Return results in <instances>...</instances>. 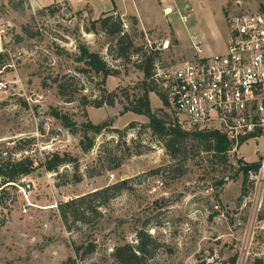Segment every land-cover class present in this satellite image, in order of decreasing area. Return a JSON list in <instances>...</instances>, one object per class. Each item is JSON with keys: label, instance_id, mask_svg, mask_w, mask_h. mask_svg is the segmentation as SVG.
<instances>
[{"label": "rangeland", "instance_id": "rangeland-1", "mask_svg": "<svg viewBox=\"0 0 264 264\" xmlns=\"http://www.w3.org/2000/svg\"><path fill=\"white\" fill-rule=\"evenodd\" d=\"M102 1L106 6L92 0L96 11L115 7L128 18L135 46L142 47L138 53L132 50L130 60L108 50L114 37L93 29L100 11L94 15L89 6L74 10L65 1L33 8L28 0L18 11L0 0V66L9 83L0 93V165L27 156L34 161V171L17 186L6 187L0 177V264H116L114 247L137 243L142 228L156 240L151 264H222L234 253H239L238 264H256L255 259H264V177H249L244 193L239 169V159L259 162L255 141L222 162L189 140L187 160L174 161L163 139L149 128V118L124 110L143 93L137 59L147 52V37L175 43L166 58L182 60L190 53L193 34L208 53H223L235 0H178L180 12L190 15L187 25L179 13L167 19L156 0ZM25 28L36 35L29 36ZM80 44L100 52L119 74L103 78L82 72ZM104 89L116 94L115 105H92L106 95ZM150 99L160 117H170L169 106L155 93ZM54 109L68 114L79 129L89 120L110 125L86 153L80 146L82 131L63 126L52 116ZM54 152L76 157L78 170L66 164L48 171L43 163ZM123 180L127 188L116 197L112 191L94 196ZM83 196L88 209L97 212L89 209L86 221L68 225L61 204ZM90 243L96 250L82 260Z\"/></svg>", "mask_w": 264, "mask_h": 264}, {"label": "built area", "instance_id": "built-area-1", "mask_svg": "<svg viewBox=\"0 0 264 264\" xmlns=\"http://www.w3.org/2000/svg\"><path fill=\"white\" fill-rule=\"evenodd\" d=\"M156 1L167 19L179 13L182 23L188 24L190 15L180 12L178 0ZM121 18L128 31V18ZM227 27L229 35L223 53H208L194 34L191 51L182 60L164 57L175 48L170 38L152 42L147 37L145 50L158 55L152 78L169 102L171 123L185 131H215L224 135L231 144L228 153L239 154L243 145L254 140L260 169L256 173L250 171L249 175L261 179L264 177V0L261 4L235 0ZM4 69L0 67V93L9 84L3 79Z\"/></svg>", "mask_w": 264, "mask_h": 264}, {"label": "trees", "instance_id": "trees-1", "mask_svg": "<svg viewBox=\"0 0 264 264\" xmlns=\"http://www.w3.org/2000/svg\"><path fill=\"white\" fill-rule=\"evenodd\" d=\"M9 3L18 11L25 9V3L27 0H8ZM52 5L45 7L51 8ZM93 29H101L105 34L115 38L114 47L112 44L108 50L112 53L115 51L119 58L130 60L135 48V52L142 50V47L135 46L132 35L124 29L121 15L117 14V10L114 7L113 10L104 12L99 18L92 21ZM25 32L34 37L36 34L30 29L25 28ZM79 55L77 60L82 62L85 67L81 69L82 72L89 74L95 73L103 78L108 76H117L119 71L112 67L111 64L104 58V56L98 51H92L85 44H80ZM142 52L141 57H138V66L144 74L142 81L143 93L131 101L130 105H125V111H133L137 114L145 115L149 118V128L152 132L158 135L164 141V146L168 154L172 159L178 160L182 157L183 160H187L189 149V140L194 141L204 151L214 154L222 162H228V151L231 149V144L226 137L215 131H185L177 125L171 123V116L160 117L151 106L150 93H155L160 100L169 105L166 96L160 91L157 83L152 78L154 74V64L157 59V53L146 54ZM4 55L0 54V63L3 62ZM1 65V64H0ZM1 67V66H0ZM60 90L63 93L64 87L60 85ZM104 94L100 98L92 101V105L96 107H102L104 104L111 106L115 105L116 94L114 92H107L104 89ZM127 98H129L127 96ZM52 116L61 121L63 126L68 128L71 132L77 133L82 131L83 137L80 140V146L84 152L92 150L96 144V136L101 134L110 124L108 122H102L99 124L93 123L91 120L85 122L81 129L74 123L68 114L60 113L58 110H52ZM240 171L243 172V192L246 193L247 184L249 182L250 171L258 172L260 169V162L247 163L243 159H239ZM48 171H58V169L66 164H74L78 170V159L73 157L69 153L61 154L54 152L46 157L43 163ZM120 163H117V167ZM179 172L181 168L175 167ZM34 171V161L29 157L22 158L18 161H8L0 165V177L3 178L4 185L17 186L21 178L29 176ZM156 170L155 172H158ZM183 173V172H181ZM77 176V175H75ZM81 178L76 177V182H79ZM222 183V181H221ZM128 181L123 180L108 187L95 191L93 194L97 198H101L106 192L112 191L111 197L114 198L119 195L125 188H127ZM104 202L101 201L100 204ZM86 206V207H85ZM93 212H97V208H90ZM86 198L78 197L61 204V216L64 222L69 225V222L86 221V215L89 212ZM264 218V215L262 216ZM156 246L155 238L150 235L145 229H140L137 232V243L133 244L125 242L118 244L114 247L113 258L116 264H151V259L154 254ZM96 250L94 243L88 244L83 248V253L80 255L81 259H85L87 255L93 253ZM79 252V250H78ZM239 253H234L223 261L222 264H238ZM256 264H264L263 258L255 259Z\"/></svg>", "mask_w": 264, "mask_h": 264}, {"label": "crops", "instance_id": "crops-1", "mask_svg": "<svg viewBox=\"0 0 264 264\" xmlns=\"http://www.w3.org/2000/svg\"><path fill=\"white\" fill-rule=\"evenodd\" d=\"M67 2L74 10H82L84 9L85 7H90V10L92 11V13H94V15H97V13H104V12H108V11H111L108 10L107 8L105 10H99V11H96V8L95 6L92 4V0H28L29 4L33 7V8H42L44 6H48L49 4H52V3H58V2ZM99 2H97L98 6H106L107 3H105V1H102V0H98ZM116 4V6H118L117 3H114ZM135 5V3H134ZM136 7V5H135Z\"/></svg>", "mask_w": 264, "mask_h": 264}]
</instances>
